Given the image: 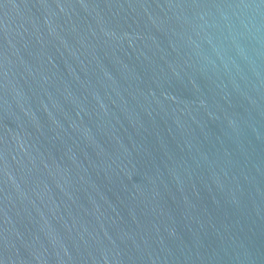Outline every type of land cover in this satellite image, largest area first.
Instances as JSON below:
<instances>
[{
    "label": "water",
    "instance_id": "obj_1",
    "mask_svg": "<svg viewBox=\"0 0 264 264\" xmlns=\"http://www.w3.org/2000/svg\"><path fill=\"white\" fill-rule=\"evenodd\" d=\"M0 264H264V0H0Z\"/></svg>",
    "mask_w": 264,
    "mask_h": 264
}]
</instances>
